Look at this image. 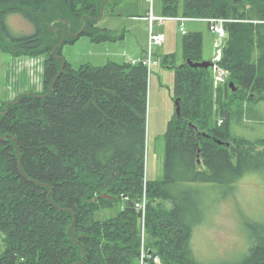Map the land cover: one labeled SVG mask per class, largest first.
Here are the masks:
<instances>
[{"label":"trees","instance_id":"obj_1","mask_svg":"<svg viewBox=\"0 0 264 264\" xmlns=\"http://www.w3.org/2000/svg\"><path fill=\"white\" fill-rule=\"evenodd\" d=\"M100 2L0 0V41L15 42L6 45L14 56L44 60L43 91L21 94L6 110L0 104V264H76L83 251L82 264H139L141 252L148 264L153 255L162 264H200L190 238L204 218L205 184L231 194L246 174L264 178V139L250 142L230 131L233 99L264 100V44L255 40L264 36V0H183V15L237 20L225 24L220 60L237 89L228 100L227 83L214 93L210 69L186 63L203 60L201 35H185L183 61L174 69L179 115L166 129L163 174L156 180L145 178L147 67L110 60L73 68L60 45L52 54L61 29L68 30L61 20L74 32L76 20L86 16L81 34L110 40L96 20ZM177 6L178 0H163L164 14L176 15ZM11 15L33 25V34L14 37L6 23ZM52 19L60 20L54 26L59 35L44 28ZM143 201L145 239L139 226ZM113 203L120 207L115 216L96 217ZM245 229L251 242L242 257L217 264H264V224Z\"/></svg>","mask_w":264,"mask_h":264},{"label":"rangeland","instance_id":"obj_2","mask_svg":"<svg viewBox=\"0 0 264 264\" xmlns=\"http://www.w3.org/2000/svg\"><path fill=\"white\" fill-rule=\"evenodd\" d=\"M113 1L116 2H107L105 6L103 2V16L97 21L99 27L106 28L107 33L111 36L110 40L95 42L88 35L81 34L74 42L61 44L60 52L73 68L85 63L104 65L110 60L130 63L132 59H138L147 49L149 33L154 36L159 35L158 32L164 34L165 38L161 45L153 47V59L156 64L152 65L148 72L145 134V178L148 180L160 179L163 174L165 157V132L175 114L174 69L183 61V38L188 33L198 32L202 38L200 47L202 58L210 60L217 53L222 52L226 36L219 38L211 31L207 21L201 19H186L183 31H181L178 25L180 24L179 18H186L182 16L183 0H178L176 15L167 21L154 20L152 22L147 18L149 11L155 15H164L162 0ZM100 4L101 2L99 3L101 9ZM82 17L84 20L82 18L76 20V28H73L74 33L68 30L64 36L62 29L61 39L69 38L75 34V31L83 25V21L85 26L89 24L86 16ZM52 20L46 21L45 29H48L50 24H52L50 27H54L57 23L55 21H59ZM6 23L9 25L12 35L17 38L33 34L35 30L33 25L19 15L7 16ZM59 29H61L59 26L52 28L57 35H59L57 33ZM2 36L3 31L0 28V37ZM255 40H261V45L264 44V36L261 34L255 35ZM8 42L10 45L15 44V42H10V38L3 41L6 44ZM261 48L264 49V47ZM40 57L42 60L43 57ZM13 59L15 58L12 55L10 56L8 52L0 48V99L9 98L13 90H17L11 86L10 82L6 81V74L12 67ZM42 61L44 64V60ZM227 81V85L232 82ZM215 84L218 86V94H221L223 83ZM234 91L225 85L223 92L227 97L226 100ZM213 98L215 100L214 95ZM230 108L232 112L230 131L234 137L250 142L264 139V100L233 99L230 102ZM237 113L241 116L239 117ZM218 118L217 114L215 117L217 125L221 124ZM205 187L207 189L203 198L204 207H202L204 218L200 224L193 228L190 238L192 255L200 264L238 261L251 242V236L246 231L245 225L253 222L264 224V178L255 173L246 174L231 194L226 192L228 191L226 187L211 184H205ZM164 206L169 208L167 203ZM119 208L118 203H113L111 206L97 211L96 217L115 216ZM142 213L139 226L144 232L145 206ZM3 236V233L0 232V252L4 249ZM141 236L142 239H145L146 231Z\"/></svg>","mask_w":264,"mask_h":264},{"label":"crops","instance_id":"obj_3","mask_svg":"<svg viewBox=\"0 0 264 264\" xmlns=\"http://www.w3.org/2000/svg\"><path fill=\"white\" fill-rule=\"evenodd\" d=\"M162 10H163V0H162ZM160 15V14H158ZM6 43L0 41V48L3 51H6L12 55V67L10 71L6 74V81L11 83L17 90H13L9 98H1L0 104L2 102L7 103L12 101L14 98L18 97L22 93H40L43 91V59L41 60L40 56L31 57L27 55L23 56H14L11 52H9L6 48ZM144 52L140 55H143ZM27 91V92H25Z\"/></svg>","mask_w":264,"mask_h":264},{"label":"built area","instance_id":"obj_4","mask_svg":"<svg viewBox=\"0 0 264 264\" xmlns=\"http://www.w3.org/2000/svg\"><path fill=\"white\" fill-rule=\"evenodd\" d=\"M170 17H157L154 16L150 13L149 15V19L150 21H156V20H166L169 19ZM188 19V18H179L180 20V29H183V24L184 21ZM205 21L208 22L210 29L219 37V38H224L226 35L225 32V24L230 21L229 19L223 18V17H209V18H205ZM159 35H153L152 33H149V45H148V50H147V55L146 57L141 60L142 64L146 65L147 67H150L154 61L152 60V46L153 45H159L164 41V35L161 33H158ZM221 58V53H217L214 58H213V66H212V70L214 73V82H222L224 81L226 75H227V71L224 70L218 63V61ZM134 62V61H133ZM145 206V202L143 201L142 203H140V205H138V207L141 209H143V207ZM143 214V213H142ZM153 261L156 264H161L160 260L158 257H154ZM140 264H148L147 261L144 259V254H141V259H140Z\"/></svg>","mask_w":264,"mask_h":264},{"label":"water","instance_id":"obj_5","mask_svg":"<svg viewBox=\"0 0 264 264\" xmlns=\"http://www.w3.org/2000/svg\"><path fill=\"white\" fill-rule=\"evenodd\" d=\"M103 2H104V0L101 1V4H100V6H101V14H100V16H99L96 20L101 19L102 16H103V8H102ZM82 19H83V17H82ZM57 20H59V19H57ZM83 20H84V19H83ZM59 21H60V20H59ZM61 21L64 22V23H66V24H68V22H67L66 20H61ZM55 22H57V21H55ZM53 23H54V22H53ZM49 26H51V24H50ZM84 27H85V23H84V21H83V25H82V26L80 27V29H78V30L75 32V34H73L71 37H72V38H75V37L80 36V34H81V32L83 31ZM68 28H69V31H70V26H69V24H68ZM61 32H62V31H61ZM63 34H64V36H65V32H64V31H63ZM63 40H64V37L59 41V43H58L57 45H55V46L53 47V49H52V54L55 52L56 47L59 46V45H61V44L63 43ZM186 63H187L189 66L194 67V68H205V69H207L209 66L212 65V63H211L210 60L192 61L191 59H187V60H186ZM62 70H63V62H62V65H61V67H60V69H59V71H58V73H57L55 79H56V78L58 77V75L62 72ZM55 79H54V81H55ZM52 85H53V84H52ZM52 85L50 86L49 91H48L47 93H45L44 95H41V96H46L47 94H49V93L52 91V89H53ZM229 87H231L233 90L236 89V87L233 86V83H232V82L229 83ZM30 93H33V92H30ZM35 94H36V93H35ZM18 97H19V96H18ZM17 100H18V99H17ZM10 102H13V101H10ZM10 102H9V103H10ZM7 105H8V103L5 104V110L7 109ZM5 112H6V111H5ZM175 113H176V115H179V106H178V101H177V100H175ZM0 115H1V114H0ZM72 226H73V224H71V225L69 226V229H68V233H69L70 235H71V229H72ZM84 260H85V251H83V256H82L81 261L77 262L76 264H82V263L84 262Z\"/></svg>","mask_w":264,"mask_h":264}]
</instances>
